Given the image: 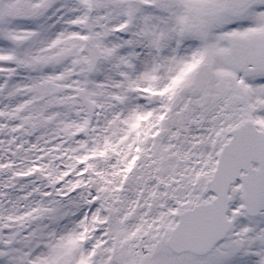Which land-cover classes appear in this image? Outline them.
Returning <instances> with one entry per match:
<instances>
[{
  "label": "snow or ice",
  "instance_id": "snow-or-ice-1",
  "mask_svg": "<svg viewBox=\"0 0 264 264\" xmlns=\"http://www.w3.org/2000/svg\"><path fill=\"white\" fill-rule=\"evenodd\" d=\"M0 264H264V0H0Z\"/></svg>",
  "mask_w": 264,
  "mask_h": 264
}]
</instances>
